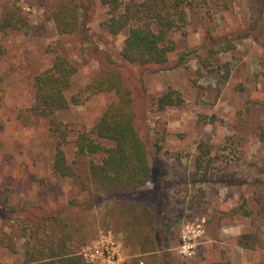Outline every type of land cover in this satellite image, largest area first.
<instances>
[{
  "label": "rangeland",
  "instance_id": "374dc122",
  "mask_svg": "<svg viewBox=\"0 0 264 264\" xmlns=\"http://www.w3.org/2000/svg\"><path fill=\"white\" fill-rule=\"evenodd\" d=\"M45 1L0 0V18L5 7L15 6L30 26L43 29L40 36L0 32V210L5 204L3 215L10 223L38 222L66 208L72 199L87 201V194L73 180L52 171L53 131L56 127L66 131V160L85 182L88 162L99 158L77 156L73 141L78 133L90 132L104 110L117 101L114 93L86 98L82 92L106 71L109 45L116 52L123 47L125 34L113 37L100 28L107 8L94 0L87 45L80 35H58L47 20ZM209 37L218 40L209 56L203 55L212 67L203 68L198 77L195 72L200 64L195 58L182 64L178 60ZM171 40L175 50L164 66L126 69L137 111L136 128L148 145L150 162L156 157L167 170L161 193L155 186V170L154 179L130 200L145 203L158 221L164 215L179 237L169 248L159 249L154 264H264V243L252 249L238 245L241 236L255 232L259 205L264 201V189L254 185L255 180L264 183V0H214L208 10L190 15ZM224 40H231L234 48L225 50L219 44ZM56 55L77 67L65 93L70 105L64 112L40 118L29 111L34 77L49 69ZM225 65L230 70L226 81ZM168 90L178 92L184 104L157 111L152 103ZM201 141L211 146L213 181L191 188L189 178ZM99 206L83 216L87 224L82 234L87 241L78 251L94 245L103 233L118 245L120 264H133L139 258L137 248L126 239L119 222L106 216L108 207ZM80 210L72 209V217ZM0 228L10 231L1 218ZM184 240L193 246L190 256L182 254ZM15 243L16 252L0 245V264L22 263L23 240Z\"/></svg>",
  "mask_w": 264,
  "mask_h": 264
},
{
  "label": "trees",
  "instance_id": "16d2710c",
  "mask_svg": "<svg viewBox=\"0 0 264 264\" xmlns=\"http://www.w3.org/2000/svg\"><path fill=\"white\" fill-rule=\"evenodd\" d=\"M47 1V0H46ZM45 1V2H46ZM214 0H100L107 8V18L100 24L102 31L110 36L125 34L123 47L116 52L110 45L111 54L106 71L90 81L82 90L86 98L102 93H114L117 101L108 106L101 114L90 132H80L73 141L75 153L79 157L99 158L87 164V181H80L73 168L68 164L63 147L68 143L66 131L56 127L55 150L52 171L60 178L73 180L87 194V201L78 203L70 200L68 206L56 213L45 215L40 221L16 220L14 223L3 215L5 204L0 210L3 225L9 232L0 228V245L16 252L15 242L23 240V259L21 264H86L79 255V249L87 238L82 234L87 218L85 216L100 204H105L106 216L126 230V239L137 248L143 264H154L159 249L169 248L179 237L171 231L173 222H167L164 215L150 211L145 203L130 199L154 179L156 170L157 189L164 188L163 175L166 169L156 162H150V150L141 138L135 122L137 111L133 100L131 85L126 69L130 67L152 68L164 66L168 56L175 50L171 37L188 23L190 15L197 11L208 10ZM43 4L47 9V20L54 24L58 35H80L85 44L90 45L86 35L94 11V0H52ZM15 6L4 8L0 18V32H31L34 36L43 33L41 27H32ZM218 40L209 37L198 49L182 53L178 64L193 57L200 64L195 74L202 76V69L212 67L208 56ZM225 50L233 49L231 40L219 41ZM203 57V55H207ZM110 57H115V60ZM264 69V53L261 56ZM224 80H228L230 70L225 65ZM77 67L66 57L56 55L49 69L34 77L33 102L30 113L40 118H50L69 108L66 91ZM264 76V73H263ZM262 102L264 103V96ZM183 98L175 90H168L157 96L151 106L157 111L169 107H180ZM156 152L159 146L156 145ZM211 146L203 141L197 144L193 171L189 178L190 187L197 184H211L212 160L209 158ZM259 189L264 183L254 181ZM187 186H184L186 188ZM80 208L82 213L71 215V210ZM13 211V210H12ZM255 232L241 236L238 245L244 249L263 246L264 201L260 203ZM19 228L22 231H19ZM133 264H139L140 259Z\"/></svg>",
  "mask_w": 264,
  "mask_h": 264
},
{
  "label": "built area",
  "instance_id": "2783aa9c",
  "mask_svg": "<svg viewBox=\"0 0 264 264\" xmlns=\"http://www.w3.org/2000/svg\"><path fill=\"white\" fill-rule=\"evenodd\" d=\"M182 254L190 256L193 246L184 240ZM79 255L86 264H120L121 257L118 245L109 235L99 234L98 241L81 249Z\"/></svg>",
  "mask_w": 264,
  "mask_h": 264
},
{
  "label": "crops",
  "instance_id": "0c3cea01",
  "mask_svg": "<svg viewBox=\"0 0 264 264\" xmlns=\"http://www.w3.org/2000/svg\"><path fill=\"white\" fill-rule=\"evenodd\" d=\"M236 232H237V231H236ZM236 232H235V233H236Z\"/></svg>",
  "mask_w": 264,
  "mask_h": 264
}]
</instances>
